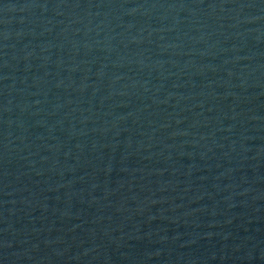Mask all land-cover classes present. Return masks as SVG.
<instances>
[{"label":"water","instance_id":"obj_1","mask_svg":"<svg viewBox=\"0 0 264 264\" xmlns=\"http://www.w3.org/2000/svg\"><path fill=\"white\" fill-rule=\"evenodd\" d=\"M0 264H264V0H0Z\"/></svg>","mask_w":264,"mask_h":264}]
</instances>
